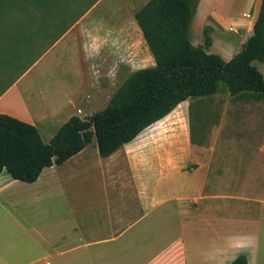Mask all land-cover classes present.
Segmentation results:
<instances>
[{
  "label": "crops",
  "instance_id": "1",
  "mask_svg": "<svg viewBox=\"0 0 264 264\" xmlns=\"http://www.w3.org/2000/svg\"><path fill=\"white\" fill-rule=\"evenodd\" d=\"M148 1L86 5L0 93V114L36 126L49 143L71 117L103 110L133 72L155 65L135 17ZM214 1L201 0L197 15L202 8L206 21ZM261 6L262 0H226L221 18L237 28L226 37L238 43L229 46L227 61L253 35ZM148 130L107 158L94 138L33 183L0 174V264H128L125 255L131 261L143 256L136 262L142 264H230L242 254L248 264H264V99L233 97L226 87V167L210 148L193 143L187 128L164 140H148ZM225 176L226 195L216 196ZM225 196L226 237L212 222L201 237L182 232L205 220L206 201ZM163 227H180L182 234L150 257L161 244L152 231Z\"/></svg>",
  "mask_w": 264,
  "mask_h": 264
},
{
  "label": "trees",
  "instance_id": "2",
  "mask_svg": "<svg viewBox=\"0 0 264 264\" xmlns=\"http://www.w3.org/2000/svg\"><path fill=\"white\" fill-rule=\"evenodd\" d=\"M200 2L149 0L142 6L135 17L155 65L133 72L103 110L85 118L71 117L49 143L43 140L36 126L0 114V174L5 171L15 181L36 182L45 168L63 164L94 138L101 157L107 158L166 118L181 103L213 96L222 84L233 97L263 100L264 76L253 63L264 64V0L253 35L228 61L208 52L213 45L209 25L204 28V46L192 43L191 26ZM230 264H248V259L242 254Z\"/></svg>",
  "mask_w": 264,
  "mask_h": 264
},
{
  "label": "rangeland",
  "instance_id": "3",
  "mask_svg": "<svg viewBox=\"0 0 264 264\" xmlns=\"http://www.w3.org/2000/svg\"><path fill=\"white\" fill-rule=\"evenodd\" d=\"M92 1L0 0V93L15 80L21 73V69L25 70L36 55L63 29L68 27L71 19L76 18L74 15L83 13V10L87 8L86 5L91 4ZM207 1L202 0V3L205 4ZM209 8L215 9L212 11L213 14H209L206 21L201 17L202 8L193 20L191 40L195 46H204V28L209 25L212 28L210 36L213 45L208 49V52L218 54L226 60L230 53L229 46L234 47L238 44L236 39L226 37V31L236 33L235 29L237 28H234L236 26L233 24L226 27V20L221 18L222 14L226 17V0H215ZM236 8L239 9L240 5L236 4ZM253 64L264 76V64L260 62ZM35 72L36 77L38 70ZM251 103L256 108L255 102L251 101ZM183 109L186 110L184 119L180 117V112ZM80 115L83 116V113ZM181 128H187L189 135H192L193 143L210 148V153L215 154L213 157H216L217 163L219 165L224 163L226 167L225 85L222 84L220 91L213 96L189 100L185 106L179 107L166 119L149 128L145 136L148 140L155 137L160 140L169 139L176 136L175 133ZM189 135L188 142L191 141ZM223 172L224 166H218L217 173L223 174ZM220 184L219 181L216 183V185ZM214 194L216 196L226 195V176L224 184L217 187ZM205 204L207 209L205 220L201 219L198 226L193 229H183L182 232L194 237H201L210 233L212 229L209 222H212V225L226 237V196L206 201ZM154 233L160 234L161 244L155 249L152 247L153 252L148 255L150 257L154 256L153 254L158 249L163 250L174 243L182 234L180 227H178V231L177 229L175 231L173 227L158 228L152 231V234ZM148 245H145V249L151 248ZM137 248H143L142 244L139 247L135 246L134 258L137 256ZM142 258L143 256L131 261L127 260L126 255L121 256L122 262L129 261L128 264H142L143 261L136 263ZM146 258L147 256L143 260Z\"/></svg>",
  "mask_w": 264,
  "mask_h": 264
}]
</instances>
